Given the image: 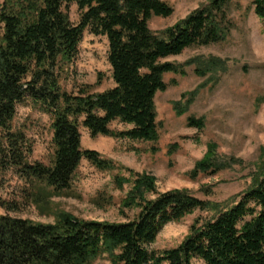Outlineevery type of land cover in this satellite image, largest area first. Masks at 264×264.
I'll return each mask as SVG.
<instances>
[{
  "label": "trees",
  "instance_id": "trees-1",
  "mask_svg": "<svg viewBox=\"0 0 264 264\" xmlns=\"http://www.w3.org/2000/svg\"><path fill=\"white\" fill-rule=\"evenodd\" d=\"M70 5L79 13L77 24L67 14ZM253 6L264 21V0H253ZM231 8L232 0H209L174 26L154 33L149 22L173 12L160 0H3L0 188L9 175L20 182L22 202L40 205L49 190L69 189L83 160L100 171L111 170V162L98 152L82 149L81 129L92 138L155 142V97L167 90L166 75L183 74L167 59L224 42L233 29ZM85 32L106 38L114 86L97 94L86 87L67 93L60 77L76 58ZM24 104L51 120L49 165L30 161L32 145L23 130L13 127L17 108ZM114 122L129 128L114 133ZM187 125L200 130L203 122L189 118ZM222 167L210 150L193 173L214 174ZM18 205L0 204L7 212ZM124 205L138 210L124 223L84 221L63 213L53 224L0 216V264H92L102 254L110 264H264V173L254 174L248 188L223 205L186 191L158 193L152 176H136ZM195 211L211 215L194 221L176 248L152 249L165 226Z\"/></svg>",
  "mask_w": 264,
  "mask_h": 264
},
{
  "label": "rangeland",
  "instance_id": "rangeland-1",
  "mask_svg": "<svg viewBox=\"0 0 264 264\" xmlns=\"http://www.w3.org/2000/svg\"><path fill=\"white\" fill-rule=\"evenodd\" d=\"M160 1L173 12L168 18L149 22L154 33L174 26L209 2ZM67 14L72 23H78L75 5L69 6ZM230 18L233 29L224 42L193 47L167 59L179 66L183 74L166 75L168 88L155 97V142L92 138L81 129L82 149L98 152L111 162V170L100 171L83 160L69 189L60 193L49 190L40 205L22 202L20 182L8 175L0 188V204L19 205L14 212L0 206V216L53 224L57 215L63 213L84 221L124 223L138 213L134 207L126 208L124 201L134 179L141 175L154 178L158 193L186 191L215 204L223 205L243 193L254 174L264 173V21L255 15L253 0H232ZM107 54L106 38L85 32L76 58L60 77L61 89L76 93L86 87L95 94L111 89L114 84ZM189 118L201 120L202 129L189 128ZM13 127L23 130L30 141V161L49 165L53 156L50 118L24 104L17 108ZM128 128L119 122L110 125L114 133ZM210 150L222 169L214 174H194L197 163L210 155ZM210 215L195 211L178 223L168 224L152 249L161 252L176 248L194 221ZM92 264L110 263L107 254H102ZM191 264L202 263L192 260Z\"/></svg>",
  "mask_w": 264,
  "mask_h": 264
}]
</instances>
